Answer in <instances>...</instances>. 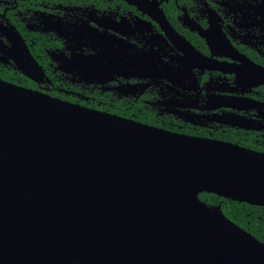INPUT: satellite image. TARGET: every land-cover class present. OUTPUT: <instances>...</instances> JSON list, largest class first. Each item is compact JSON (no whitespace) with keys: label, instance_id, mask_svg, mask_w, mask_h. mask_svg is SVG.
<instances>
[{"label":"water","instance_id":"water-1","mask_svg":"<svg viewBox=\"0 0 264 264\" xmlns=\"http://www.w3.org/2000/svg\"><path fill=\"white\" fill-rule=\"evenodd\" d=\"M202 192L264 206V153L0 79V264H264Z\"/></svg>","mask_w":264,"mask_h":264},{"label":"flooded vegetation","instance_id":"flooded-vegetation-1","mask_svg":"<svg viewBox=\"0 0 264 264\" xmlns=\"http://www.w3.org/2000/svg\"><path fill=\"white\" fill-rule=\"evenodd\" d=\"M0 69L64 101L264 153V0H0Z\"/></svg>","mask_w":264,"mask_h":264},{"label":"trees","instance_id":"trees-1","mask_svg":"<svg viewBox=\"0 0 264 264\" xmlns=\"http://www.w3.org/2000/svg\"><path fill=\"white\" fill-rule=\"evenodd\" d=\"M0 79L18 83L25 87L31 86L30 81L25 77H17L4 69H0ZM111 112L121 114L115 109ZM199 198L209 207L218 206L234 224L251 233L259 241L264 242V206L236 201L209 192L200 193Z\"/></svg>","mask_w":264,"mask_h":264}]
</instances>
